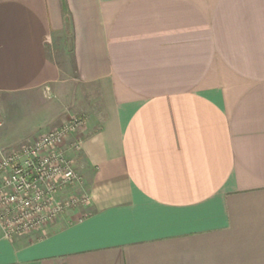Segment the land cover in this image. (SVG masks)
Returning a JSON list of instances; mask_svg holds the SVG:
<instances>
[{
    "label": "crops",
    "instance_id": "crops-1",
    "mask_svg": "<svg viewBox=\"0 0 264 264\" xmlns=\"http://www.w3.org/2000/svg\"><path fill=\"white\" fill-rule=\"evenodd\" d=\"M11 113L86 118L91 203L0 264H264V0H0V156Z\"/></svg>",
    "mask_w": 264,
    "mask_h": 264
},
{
    "label": "built area",
    "instance_id": "built-area-1",
    "mask_svg": "<svg viewBox=\"0 0 264 264\" xmlns=\"http://www.w3.org/2000/svg\"><path fill=\"white\" fill-rule=\"evenodd\" d=\"M86 125L84 116L72 114L33 141L1 154L0 229L4 237L40 230L91 203L74 158L83 149Z\"/></svg>",
    "mask_w": 264,
    "mask_h": 264
},
{
    "label": "rangeland",
    "instance_id": "rangeland-1",
    "mask_svg": "<svg viewBox=\"0 0 264 264\" xmlns=\"http://www.w3.org/2000/svg\"><path fill=\"white\" fill-rule=\"evenodd\" d=\"M70 97V95H68V97H67V95H65V96H63L61 99H60V101H67V99ZM57 101H59V99H56ZM55 101V100H54ZM99 99H97L96 97H94V98H90L89 99V102L91 103V104H93V105H95L96 106V109H99L100 108V105H99ZM56 104V103H55ZM55 106H57V105H55ZM99 107V108H98ZM11 108V107H10ZM98 111H100V109L98 110ZM73 114V113H72ZM24 118V117H23ZM27 118L28 117H25L24 119H23V121L21 120V115H17V116H15L14 115V113H11V117H10V120H11V122L13 123V128H12V132H15V135H12V137H13V139H16L17 141H19V142H22V141H24L25 140V142L24 143H26V138H23V136L22 135H19V134H21V132H19V133H17V130H19V128L22 126V124H27L26 122H28V120H27ZM34 140V139H33ZM33 140H31V141H33ZM28 142H30V141H28ZM19 146H21V144L20 145H18V146H16V147H14V148H18ZM13 149V148H12ZM12 149H10V150H12ZM10 150H8L7 152H9Z\"/></svg>",
    "mask_w": 264,
    "mask_h": 264
}]
</instances>
